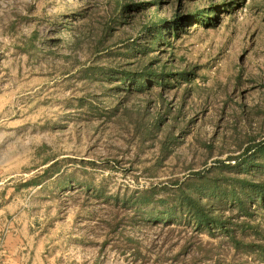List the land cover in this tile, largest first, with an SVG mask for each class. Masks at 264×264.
Wrapping results in <instances>:
<instances>
[{
	"label": "rangeland",
	"instance_id": "rangeland-1",
	"mask_svg": "<svg viewBox=\"0 0 264 264\" xmlns=\"http://www.w3.org/2000/svg\"><path fill=\"white\" fill-rule=\"evenodd\" d=\"M156 56L163 81L118 75ZM263 144L264 0H0V264H264V206L209 231L131 205L239 194Z\"/></svg>",
	"mask_w": 264,
	"mask_h": 264
},
{
	"label": "trees",
	"instance_id": "trees-1",
	"mask_svg": "<svg viewBox=\"0 0 264 264\" xmlns=\"http://www.w3.org/2000/svg\"><path fill=\"white\" fill-rule=\"evenodd\" d=\"M202 14L198 15L202 16ZM179 17V14H175L171 24H169L170 20L168 21L157 15L152 16L148 20V23L143 28V39L146 40L147 46L144 45L142 47L143 50L137 51L143 56V59H147L151 54L156 53V46L161 44L162 40L166 41L165 37L170 38L171 35L177 37L175 31H177L179 26ZM159 63L160 56H156L149 66H145L139 61L136 64H132L133 69L118 75L126 83L132 80L146 81L152 77L156 79L160 77V80L163 81L166 79L165 76L153 75L156 69V67L153 69V66L159 65ZM113 75L115 74H105V78L108 79ZM163 86L161 85V87ZM125 92L131 94L133 90H125ZM254 155L255 158H264V144L258 148ZM258 165L260 169L255 173L248 172V170L242 172L250 176V180H242V182L237 183L236 188L239 187L241 192L239 194L235 193L236 195L226 190L217 191L203 188L195 192H181L178 197L158 201L153 198L154 192H143L139 194L138 198L135 195L131 197V205L138 208V215L135 214L140 216L141 218H139L142 221L144 219L147 222H160L163 225H167L172 220H185L188 223H194L199 229L213 231L218 227L226 230L231 227L235 209L239 211L237 217H241L250 212L252 205L254 207L264 206V162ZM246 167L248 168L249 165ZM243 197H245L244 200H242ZM143 207H148V209L141 211ZM226 211L228 214H225Z\"/></svg>",
	"mask_w": 264,
	"mask_h": 264
},
{
	"label": "crops",
	"instance_id": "crops-1",
	"mask_svg": "<svg viewBox=\"0 0 264 264\" xmlns=\"http://www.w3.org/2000/svg\"><path fill=\"white\" fill-rule=\"evenodd\" d=\"M19 239L21 240V243H23L24 240L19 237ZM17 241V238H12L10 242H15ZM7 249L10 251V252H14L16 253V255H18L20 257V246H18L17 244H8L7 246ZM22 254V258L24 259L25 258V255L24 253H21ZM11 264H26V261L25 262H22V261H10Z\"/></svg>",
	"mask_w": 264,
	"mask_h": 264
}]
</instances>
